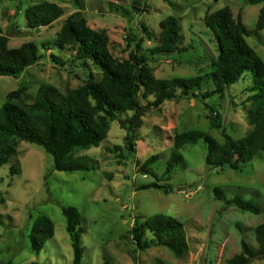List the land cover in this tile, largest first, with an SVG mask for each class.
<instances>
[{
  "label": "rangeland",
  "instance_id": "rangeland-1",
  "mask_svg": "<svg viewBox=\"0 0 264 264\" xmlns=\"http://www.w3.org/2000/svg\"><path fill=\"white\" fill-rule=\"evenodd\" d=\"M41 2L56 4L63 15L51 26L28 29L25 9ZM223 7L234 17L241 13L249 32L246 41L264 62V29L255 30L260 5L244 6L242 0H84L82 9L70 0H0V32L8 37V46L18 48L32 42L39 55L18 78L0 77V107L6 95L21 85L25 94L15 102L25 107L41 85L64 96L89 78H101L90 62L76 60L71 48L57 42L64 20L74 13H81L90 29L106 33L110 51L119 59L127 58L136 47L139 53L155 47L161 21L174 17L180 28L179 46L188 52L181 54L180 60L175 55L149 58L154 76L169 79L204 76L210 71L217 48L203 18ZM251 84L252 73L246 72L223 96L215 94L204 100L180 97L149 109L135 130L132 152L126 145L125 131L113 121L98 147L74 154L86 159L89 171L50 173L53 160L49 154L39 146L18 143L9 163L0 167V199L4 201H0V264H72L63 206H73L80 213L84 229L81 264H223L239 253L241 238L256 248L254 228L264 222V151L238 170L210 168L205 163V144L199 141L180 149L181 162L169 180L164 175L176 134L197 130L222 143V131L234 139L250 131L248 113L252 107L246 100ZM211 89L209 80L202 91ZM210 109L216 111L220 129L210 127ZM153 155L157 160L150 165V172L142 171L143 162ZM11 167L16 173L11 174ZM151 183L163 188H144ZM216 187L223 191L225 200L214 198ZM235 196L253 201L260 208L259 214L227 205ZM156 214L183 225L186 250L181 257L161 245L140 251L131 241L132 227ZM41 215L52 221L54 232L35 253L29 234ZM144 238L153 236L145 231ZM248 264H264V257H255Z\"/></svg>",
  "mask_w": 264,
  "mask_h": 264
},
{
  "label": "trees",
  "instance_id": "trees-1",
  "mask_svg": "<svg viewBox=\"0 0 264 264\" xmlns=\"http://www.w3.org/2000/svg\"><path fill=\"white\" fill-rule=\"evenodd\" d=\"M70 1L78 9L84 6V0ZM242 4L260 5L255 30L264 29V0H242ZM62 15L63 10L50 2L30 5L24 12L28 29L51 26ZM203 23L217 48L216 56L210 60V71L204 76L158 79L149 64L150 56L175 55L179 59L181 54L188 52L179 46L180 28L174 17L169 16L161 21L157 44L147 49V54L139 53V47H136V50L128 53L127 58L122 59L112 55L106 33L90 29L81 13L67 17L56 34L58 44L71 48L76 60L90 62L101 72V78L98 81L89 78L64 96L51 86L41 85L33 101L25 107L15 102L25 94L23 85L9 92L0 107V167L9 163L18 143L26 142L41 147L52 157L50 173L89 171L91 167L86 159L74 157V154L98 147L106 139L113 121L125 131V142L132 152L135 130L141 127L142 117L149 109H157L164 101L180 97L204 100L215 94L223 96L246 72L252 73L250 95L246 100L252 107L248 113L250 131L240 139H234L222 131V143L197 130L176 134L172 139L173 150L166 161L164 175L169 180L181 162L180 149L199 141L205 144V163L210 168L238 170L241 164L252 161L256 154L264 151V62L246 41L249 32L243 24L241 13L234 17L228 7H223L206 13ZM8 41V37L0 32V77L18 78L38 61V48L32 42L10 48ZM209 80L212 89L203 92L202 87ZM217 118L216 111L210 109L207 119L212 129L221 128ZM156 160L155 155L145 160L141 165L142 171L149 173L150 165ZM16 171L14 167L10 168L11 174ZM144 188L163 187L151 183ZM212 192L216 200H225L221 189L216 187ZM0 201L4 202L3 199ZM226 204L254 215L260 212L253 201L238 196L227 200ZM61 213L70 239L72 264H81L83 248L80 239L84 229L80 225V213L73 206L61 207ZM145 231L153 238H144ZM53 232L52 221L45 215L39 216L30 229L31 250L39 253L46 241L52 238ZM130 234L131 241L140 251L161 245L179 258L186 250L183 225L169 216L153 215L134 225ZM254 239L256 248L241 238L239 253L223 264H248L252 257L264 254V222L254 228ZM5 264H11V261Z\"/></svg>",
  "mask_w": 264,
  "mask_h": 264
},
{
  "label": "water",
  "instance_id": "water-1",
  "mask_svg": "<svg viewBox=\"0 0 264 264\" xmlns=\"http://www.w3.org/2000/svg\"><path fill=\"white\" fill-rule=\"evenodd\" d=\"M255 257H264V254L256 255V256L252 257L251 259H254Z\"/></svg>",
  "mask_w": 264,
  "mask_h": 264
}]
</instances>
